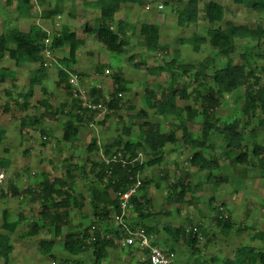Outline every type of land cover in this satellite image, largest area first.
Wrapping results in <instances>:
<instances>
[{
  "label": "trees",
  "instance_id": "obj_1",
  "mask_svg": "<svg viewBox=\"0 0 264 264\" xmlns=\"http://www.w3.org/2000/svg\"><path fill=\"white\" fill-rule=\"evenodd\" d=\"M64 1L67 0H4L7 6H13L20 16L25 17L32 15L36 2L40 5L46 3L48 7L41 13L42 17L52 21L59 16V5ZM131 1L144 3V0H93V4L98 9L97 22L93 25L85 24L84 31L89 35H94L97 41L110 53L125 54L128 51L126 34L130 24L121 19L116 20L115 27L113 23L121 7ZM164 2L168 4L167 0ZM234 2L252 9L258 14L264 13V0H234ZM225 11V6L217 0H207L201 5L200 0H185L174 11L179 27L197 25L198 21L206 23L203 35L193 33L190 36L179 37L176 41L181 45H189L192 52L196 54L200 52L204 44L209 45L222 59L221 64H219L214 57L206 55L199 62L197 70L193 73V81L197 84L191 91L185 86L179 85V80L188 75L192 69L190 65L175 64L174 59L165 64L146 67V71L150 75L160 76L168 73L170 76V81L165 88L158 85L162 89L159 94H156L152 89H145L146 106L153 109L159 117H177L178 123L175 127L181 132L180 138L183 144L191 150L189 164L205 173L206 182L211 184L214 191L219 188L221 183L228 182L227 177L218 176L214 172L215 170H222L226 165H231L241 176L243 170H237V167L240 168L244 165L257 167L264 174V144L257 142L256 128L249 129L252 145L248 146L244 142L245 125L242 127L240 117L234 119L221 118L216 114L217 109L223 104L225 93H231L237 88L244 87V101L240 108L241 115L245 116L247 121L256 118L258 124L264 127V84L261 81L262 76L264 77V66L259 67L256 71L251 63L253 55L247 51V48L240 54L241 63L234 62L232 57L238 38L255 41L257 45L264 42V27L261 25L251 27L247 24H236L230 20L225 21ZM223 21H225L224 25H220L219 23ZM159 27L157 24L148 22H142L139 25L142 45L148 53L163 50L166 53V46L161 42ZM48 38H50V42L46 44L45 40ZM83 44L84 40L77 37L76 33L65 25L49 30L39 23H33L28 30L11 27L6 30L4 28L0 32V62L7 57L13 61L16 67L23 64L32 66L28 88L24 94H19V98L23 101L19 102L18 99H12L22 110L27 109L34 87L42 84L43 75L47 71V67L43 65V50L48 48L53 53L57 49H67L65 56L57 58L56 85L63 86L69 101L60 103L54 109L49 102L42 100L43 111L38 116L25 114L21 117V131L35 128L44 120L59 121L58 124L62 128L60 141L74 146L79 139L82 125L91 122V120L96 121L97 125L99 123L105 124L106 120L111 117V113L119 109L118 96L127 90L129 83L119 75L118 71L112 73L113 89L110 93V99L103 98L99 88L90 89V94L94 96L92 102H102L107 107L106 113L100 118L101 120H94L96 110L84 108L80 100L73 96L69 76L77 72L71 69L70 65L76 62L78 50ZM175 54V58L178 57V52ZM262 58H264V54ZM140 64L146 66L143 60L134 62V66ZM15 77L14 69L0 65V84L13 80ZM41 88L43 87L41 86ZM6 94L10 95L8 91ZM178 99L192 100L195 105L180 106ZM11 109V103L5 102L0 105V115L10 112ZM61 116L63 117L62 120L60 119ZM134 116L142 119L137 128L136 137H131L130 126H123L120 134L116 135L111 143L104 145V155L108 158L116 155L117 159L108 163L103 160L90 163L89 171L93 172L99 186L96 182L91 181L86 191L74 192L73 182L59 177L51 178L49 173L41 172L37 191L31 187L23 190L38 203L37 218L28 224L24 236L33 237L42 231L50 230L52 232V239L39 241L38 250L40 254L54 258L52 250L56 238L61 239L62 250L75 257L70 264H86L84 259L78 258L86 252H89V264H106L105 262L109 259L112 251H116L119 242L122 240L120 229L108 227V221L114 213L119 211L120 194L134 184L136 177L146 167L160 165L165 159L166 147L178 140L174 130L165 132L158 123L149 120L146 110H138ZM195 117H199L201 120L199 136H195L188 129V122ZM212 133H215L216 138L221 141V153L214 157L207 154L208 151H213L215 148L211 141ZM40 134L43 138L49 135L47 130L41 127ZM3 138L4 130L0 128V140ZM97 148L96 139L87 145L88 151ZM141 149L148 156L145 161L141 156L139 157V154H142ZM9 162L7 158L1 159L0 166L6 169ZM64 166L67 177L73 179L71 174L72 163L65 162ZM81 166L84 167V165ZM176 180L173 183H168L169 187L175 190V193L169 198L176 204L177 212H180L182 204L188 202L186 195L193 193L197 187L188 177V173L179 176ZM150 183L151 180L142 179L139 188L144 189ZM6 193L9 197L20 194L14 182L8 185ZM138 199L136 195L131 197L134 210L139 211V216L142 219L148 218L152 213L148 208V199H146L145 193L142 195V210L141 202ZM85 200H89L93 223L69 230L62 237L63 228L71 226V207H80ZM214 203L215 200L211 196L209 205L214 211V220L223 236H227L231 231L239 234L247 228L255 230L252 227L253 224L250 227L235 225L234 221L224 211L225 203L213 205ZM5 213L6 211H3L2 223L5 232H0V257L4 261L8 260L13 251L9 234L15 231L22 218L19 214L17 219L8 222ZM142 227L150 235L151 231L157 230L150 225L142 224ZM164 230L172 235V240L176 245L180 236L184 237L187 246L191 248L192 255L197 256L192 264H212V262L218 261L215 257L211 259L199 257L200 248L197 244L201 238L207 236V233L199 225L190 229L183 226H165ZM252 238L264 242V230H256ZM153 242L156 243L154 239ZM167 249L174 251V246ZM143 256L140 264H150L147 255ZM225 263L264 264V249L251 244L243 245L237 248L233 257L227 258Z\"/></svg>",
  "mask_w": 264,
  "mask_h": 264
},
{
  "label": "rangeland",
  "instance_id": "obj_2",
  "mask_svg": "<svg viewBox=\"0 0 264 264\" xmlns=\"http://www.w3.org/2000/svg\"><path fill=\"white\" fill-rule=\"evenodd\" d=\"M164 1L144 0L143 4L131 1L122 6L123 8L115 17L114 27L118 19L128 22L130 27L126 34L128 51L125 54H120L110 53L97 41L94 35L85 33V24L93 25L97 22L98 9L93 4V0L64 1L59 5V16L54 21L42 17L41 13L48 7L46 3L40 5L36 2L32 15L25 17L20 16L13 6H7L4 0H0V32L4 28L6 30L11 27L28 30L33 23H39L41 26L49 28V30L53 27L65 25L75 31L77 36L85 39V44L78 50L76 62L72 63L70 68L79 74L72 73L77 74L79 77L78 88L83 90L84 93L87 92L90 97H94L90 94V89L99 88L102 97L110 99V93L113 89L112 73L114 71H118L119 75L129 83L127 90L118 96L119 109L111 113V117L106 120V123L97 125L96 121L86 122L80 128L77 143L70 146L60 141L62 128L58 124L59 121L44 120L35 128L24 129L23 131L20 129V119L23 115L38 116L43 111L42 100L49 102L54 109L60 103L69 101L63 86L56 85L57 58L65 56L67 49L53 51V63L47 67V71L42 78V84L34 87L26 110H22L12 99H18L19 102L23 101L19 98V94H24L28 88L32 66L23 64L16 67L13 61L7 57L0 62L1 66L12 68L16 72V77L13 80L0 84V105L7 101L12 105L10 112L0 115V128L4 130V138L0 140V160L7 158L10 161L8 168L4 169L0 166V172L3 171L4 173V178L0 183V232H5L2 226L3 211H6L5 216L8 222L17 219L19 214L22 217L15 231L9 234L13 251L10 253L8 260L4 261L0 257V264H53V262L55 264H70L75 257L62 250L61 239H55V246L52 250L54 258L39 253V241L53 238L50 230L42 231L33 237L24 236L28 224L37 218L38 203L35 199L32 198V200L23 190L31 187L37 191L38 182L41 180V172L49 173L51 178L59 177L73 182L74 192L86 191L91 181L96 182L99 186L93 172L89 171L90 163L103 160L106 157L104 155V145L111 143L116 135L120 134L123 126H130L131 137H136V131L142 119L134 115L142 109L147 111L149 120L158 123L163 131L174 130L178 140L166 147L165 159L160 165L146 167L138 175L141 182L142 179L151 180V183L147 184L144 189L139 188L136 194L139 198L138 201L141 202L142 210V195L145 193L146 199H148V208L152 213L151 216L142 219L139 216V211L134 210L133 207L125 216V223L129 226L150 225L153 229H157L150 232L156 244L165 248L167 252L169 251L167 248L171 246L175 248L173 264L178 259L179 264H183V261L192 264L197 256L192 255L191 248L187 246L184 237L180 236L176 245L172 240V235L164 230L165 226H183L190 229L199 225L203 228L207 236L201 238L197 244L200 248L199 257L204 259L217 258L218 261L212 262V264H226L225 260L232 258L235 250L243 245L251 244L264 249V242L252 238L256 230H264V174L257 167L244 165L240 168L237 167V170H243L242 177L231 165H226L222 170H215L214 172L218 176L227 177L228 182L221 183L219 188L214 191L211 184L206 182L205 173L189 164L191 150L183 144L180 138L181 132L175 127L178 123L177 117H159L153 109L146 106L145 89H152L156 94H159L162 90L160 87L165 88L170 81L168 73L160 76L150 75L146 71L147 66L165 64L167 61H173L174 59L175 64L190 65L192 69L188 75L179 80V85H183L191 91L197 84L193 81V73L206 55L214 57L219 64L222 62V59L209 45L204 44L200 52L196 54L192 52L189 45H181L176 41L179 37L190 36L193 33L203 35L206 23L198 21L197 25H188L185 28L179 27L176 23L174 11L185 0H167L168 4H165ZM205 1L207 0H200V5ZM217 1L226 8L225 21L230 20L236 24H247L251 27L257 25L264 27V13L258 14L252 9L235 3L234 0ZM148 4L150 9H145ZM158 4H162L163 8L157 9ZM145 21L157 23L160 26L161 42L166 46V53L164 50L148 53L143 47L139 35V25ZM225 21L219 24L224 25ZM235 44L236 48L232 54L234 62L241 63L240 54L247 48V51L253 55L251 63L256 71L259 67L264 66V58H262L264 42L257 45L255 41L238 38ZM176 52H178V57L175 58ZM141 60L145 61L146 66L142 64L134 66V62ZM261 81L264 84L263 76ZM6 91L10 93L9 96ZM243 95L244 87L237 88L231 93H225L223 104L217 109L216 114L221 118L234 119L240 117L242 127L245 125L244 142L248 146L252 145L249 129L255 127L257 142L264 144V127L258 124L256 118L247 121V118L241 115L240 108L244 101ZM178 105L194 106L195 104L192 100L178 99ZM60 119L62 120L63 117L61 116ZM200 125V118L195 117L188 122V129L195 136H199ZM40 127L47 130L49 135L46 138L41 136ZM93 139L97 140L98 148L88 151L87 145ZM211 141L215 148L213 151H208L207 154L211 157L219 156L221 141L216 138L215 133L212 135ZM140 151L142 152L141 157L145 161L148 156L142 149ZM65 162L72 163L71 174L73 179L65 174ZM81 165H84V167ZM185 173H188V177L197 188L193 193L186 195V201L188 202L183 203L181 211L177 212L176 204L169 198L175 193V190L169 187L168 183L177 181L176 179L181 175L184 176ZM11 182L16 184L20 192L19 195L14 197H9L6 193ZM211 196L215 200L213 205L225 203L223 206L224 211L234 221L235 225L250 227L253 224L252 227L255 230L247 228L242 233L238 234L231 231L227 236H223L214 220V211L209 205ZM70 217L71 226L63 228L62 237L69 230L93 223L89 200H85L80 207L72 206ZM113 219L111 217L108 221V227L119 228V223ZM143 255L145 256V254ZM78 258L84 259L85 263L89 264V252L81 254ZM140 261H142V253H138L133 246H125L120 241L116 251H112L105 263L140 264Z\"/></svg>",
  "mask_w": 264,
  "mask_h": 264
},
{
  "label": "built area",
  "instance_id": "obj_3",
  "mask_svg": "<svg viewBox=\"0 0 264 264\" xmlns=\"http://www.w3.org/2000/svg\"><path fill=\"white\" fill-rule=\"evenodd\" d=\"M163 5L158 4L157 9H162ZM145 9H150V5H146ZM50 38L45 40V43H49ZM44 67L52 65L54 56L52 52L45 48L43 50ZM108 73V71H106ZM69 83L72 86L73 96L80 100L81 105L86 109L96 110L95 119L102 117L106 111L107 107L102 102L93 103L92 97L88 93H84L83 90L79 89V77L77 74H70ZM76 88V90H74ZM121 94H119L120 96ZM141 154H139V157ZM117 156L112 155L110 158L107 156L103 159L106 163L111 160H116ZM4 178L3 171L0 172V183ZM141 185V180L139 176L136 177L134 184L128 188L126 191L122 192L119 196V211L113 214V220L119 223L120 234L122 237L121 242L127 247H136L138 251L145 253L147 255L150 264H172V254L167 252L165 248L153 242L152 235L148 234L144 227L140 225H127L125 223V216L133 208V203L131 202V197L137 194V191ZM144 257V256H143ZM54 264V263H53Z\"/></svg>",
  "mask_w": 264,
  "mask_h": 264
},
{
  "label": "crops",
  "instance_id": "obj_4",
  "mask_svg": "<svg viewBox=\"0 0 264 264\" xmlns=\"http://www.w3.org/2000/svg\"><path fill=\"white\" fill-rule=\"evenodd\" d=\"M125 5V4H124ZM123 7H121V9H122ZM145 22H147V21H145ZM148 23H152V22H148ZM153 24H157V23H153ZM158 25V24H157ZM73 31V30H72ZM75 32V31H74ZM77 35V34H76ZM77 37H79V36H77ZM79 38H82L83 40H84V44H85V39L83 38V37H79ZM82 47V46H81ZM80 47V48H81ZM77 70V69H76ZM135 249L138 251V249L135 247ZM174 250H175V248H174ZM138 253H141L140 251H138ZM169 253H171L172 254V264L174 263V257H175V251H169ZM188 257V256H187ZM178 262V264H179V259L175 262V264ZM184 263L183 264H189L188 262H186V261H183Z\"/></svg>",
  "mask_w": 264,
  "mask_h": 264
},
{
  "label": "clouds",
  "instance_id": "obj_5",
  "mask_svg": "<svg viewBox=\"0 0 264 264\" xmlns=\"http://www.w3.org/2000/svg\"><path fill=\"white\" fill-rule=\"evenodd\" d=\"M132 247V246H131Z\"/></svg>",
  "mask_w": 264,
  "mask_h": 264
}]
</instances>
